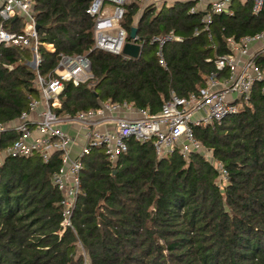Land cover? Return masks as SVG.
Returning <instances> with one entry per match:
<instances>
[{
    "label": "trees",
    "instance_id": "16d2710c",
    "mask_svg": "<svg viewBox=\"0 0 264 264\" xmlns=\"http://www.w3.org/2000/svg\"><path fill=\"white\" fill-rule=\"evenodd\" d=\"M89 0H33L38 47L37 71L45 74L58 54H85L92 79L77 86L64 82L57 114L93 109L104 100L127 101L149 113L170 98L197 93L228 52L224 38L264 29V0L257 13L249 0H230L231 12L211 15L201 30V12L192 1L146 5L134 23L137 0L123 4L120 25L134 24L141 47L135 56L92 47ZM18 31V19L6 23ZM198 32L193 34V29ZM172 30L179 40L161 45L157 62L154 35ZM28 48L0 45V123L13 122L37 97L34 71L24 64ZM209 58V60H206ZM3 65H11L7 69ZM253 84L247 101L219 124L194 126L195 138L210 149L226 171L222 187L216 172L198 153L187 160L173 151L156 157L150 141L126 142L112 164L99 147L81 158L79 193L70 228L61 229L59 192L50 175L57 153L6 156L0 162V264H264V95ZM15 138L0 131V150ZM61 231V232H59Z\"/></svg>",
    "mask_w": 264,
    "mask_h": 264
},
{
    "label": "built area",
    "instance_id": "2783aa9c",
    "mask_svg": "<svg viewBox=\"0 0 264 264\" xmlns=\"http://www.w3.org/2000/svg\"><path fill=\"white\" fill-rule=\"evenodd\" d=\"M125 1L89 0L85 12L92 19L93 48L127 56L121 52L126 32L120 25ZM137 1L141 5L156 6L159 1L168 4L165 3L167 0ZM190 1L193 4L188 11L202 13L200 23L204 31L208 29L211 15L231 12L230 0ZM249 1L251 11L257 13L263 0ZM13 19L20 23L18 31L5 27ZM35 26L33 0H0V45H19L30 50V59L24 64L34 71L33 83L37 90V97H29L27 109L13 122L0 123V131L10 128L15 134V138L0 150V162L6 156L33 154L46 161L52 153H57L60 165L51 173L50 182L60 195L61 229L71 227V211L79 193L81 158L92 147L101 148L112 164L125 152L130 138L137 142L150 141L156 157L176 151L187 160L190 153H198L215 170L217 185L225 184L224 167L212 157L210 149L195 138L193 127L219 124L224 117L237 112L241 103L247 101L255 83L260 84L259 91L264 95V29L238 39L224 38L228 52L213 59V69L205 76L204 85L198 92L181 97L171 95L156 113L139 109L124 100L107 99L93 109L57 114L53 109L60 107L58 94L63 83L69 82L73 86L87 83L92 79L90 65L85 54H58L54 67L40 74L37 71L38 47L52 52L53 46L37 40ZM197 32L194 28L192 33ZM168 40H179V36L169 30L149 39V43L156 44L157 62L162 67L161 45ZM128 42L141 47L136 35ZM3 66L11 69V65ZM79 253L83 264H89L81 249Z\"/></svg>",
    "mask_w": 264,
    "mask_h": 264
},
{
    "label": "water",
    "instance_id": "95a60500",
    "mask_svg": "<svg viewBox=\"0 0 264 264\" xmlns=\"http://www.w3.org/2000/svg\"><path fill=\"white\" fill-rule=\"evenodd\" d=\"M135 33H136V28L134 26H131L128 32V37L130 39H134ZM138 51H139V46L134 42H128V41H126L123 44L121 50V52L127 56H135L138 54Z\"/></svg>",
    "mask_w": 264,
    "mask_h": 264
},
{
    "label": "rangeland",
    "instance_id": "374dc122",
    "mask_svg": "<svg viewBox=\"0 0 264 264\" xmlns=\"http://www.w3.org/2000/svg\"><path fill=\"white\" fill-rule=\"evenodd\" d=\"M126 1H128V0H126ZM172 1L171 0H167L165 3H171ZM163 3V1H159L157 4H156V8H158V7H160V5ZM146 5H141V4H139L138 5V10H137V12H136V14L134 15V23H135V21L137 20V18L139 17V15H140V13H141V11H142V9L145 7Z\"/></svg>",
    "mask_w": 264,
    "mask_h": 264
},
{
    "label": "crops",
    "instance_id": "0c3cea01",
    "mask_svg": "<svg viewBox=\"0 0 264 264\" xmlns=\"http://www.w3.org/2000/svg\"><path fill=\"white\" fill-rule=\"evenodd\" d=\"M254 46H255V44L252 47H254Z\"/></svg>",
    "mask_w": 264,
    "mask_h": 264
}]
</instances>
